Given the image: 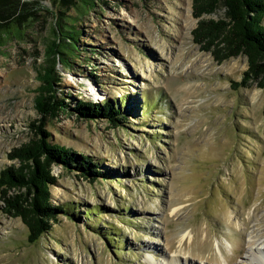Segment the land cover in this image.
I'll list each match as a JSON object with an SVG mask.
<instances>
[{
  "label": "rangeland",
  "instance_id": "374dc122",
  "mask_svg": "<svg viewBox=\"0 0 264 264\" xmlns=\"http://www.w3.org/2000/svg\"><path fill=\"white\" fill-rule=\"evenodd\" d=\"M95 1L86 15L58 0L5 6L22 34L0 46V175L41 120L101 173L55 165L52 202L65 212L35 242L0 190V264H264V250L250 254L264 241V90L241 84L247 57L219 63L200 49L193 0ZM71 16L76 57L56 83L68 106L45 115L46 41ZM78 99L121 113L84 116Z\"/></svg>",
  "mask_w": 264,
  "mask_h": 264
},
{
  "label": "trees",
  "instance_id": "16d2710c",
  "mask_svg": "<svg viewBox=\"0 0 264 264\" xmlns=\"http://www.w3.org/2000/svg\"><path fill=\"white\" fill-rule=\"evenodd\" d=\"M8 0H0V46L13 35H21L19 17H12L5 6ZM61 5L74 4L79 15H86L94 9L95 0H58ZM193 16L198 20L192 30L194 42L202 51L212 54L223 63L240 55L248 59L243 72L242 85L257 84L264 90V0H193ZM224 9L219 18H207ZM13 18V19H12ZM78 17L56 24L46 41V57L40 71L42 85L36 97V107L43 114L64 112L68 106L65 98L58 96L56 83L59 80V65L71 66L70 59L76 57L77 40L81 32L75 24ZM95 77V74L92 73ZM84 116L118 117L121 110L106 103L77 100L76 109ZM264 113V109H263ZM35 136L10 153V159L18 160V166H11L1 172L0 190L5 202V212L22 219L29 229V240L37 241L58 222L65 210L52 202L51 187L57 182L54 167L62 164L80 168L91 175L97 171V164L88 157L53 144L44 123H33ZM80 158V159H78ZM11 190H18L9 194Z\"/></svg>",
  "mask_w": 264,
  "mask_h": 264
},
{
  "label": "bare ground",
  "instance_id": "6f19581e",
  "mask_svg": "<svg viewBox=\"0 0 264 264\" xmlns=\"http://www.w3.org/2000/svg\"><path fill=\"white\" fill-rule=\"evenodd\" d=\"M249 227V226H248ZM190 238H192V236L190 237ZM257 241V240H256ZM255 242V241H254ZM256 245V244H255ZM251 247V246H250ZM255 249V248H254ZM257 250L254 252V250L253 251H250V254L252 255V256H254V259H257L256 261H259V259H258V256L256 255L257 253H259V252H262V250H264V241L263 242H261L260 244H258V247L256 248ZM254 253H256V254H254ZM249 254V253H248ZM262 255V254H261ZM250 256V255H249ZM261 257V256H260ZM1 259V258H0ZM189 259H187V258H182L180 255H175V257H172L171 258V260L170 261H168V262H165V263H163V264H192V262H190V261H188ZM225 260V259H224ZM249 264H255V262L254 263H252V259H249Z\"/></svg>",
  "mask_w": 264,
  "mask_h": 264
}]
</instances>
